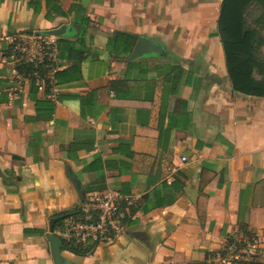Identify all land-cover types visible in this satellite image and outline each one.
Instances as JSON below:
<instances>
[{"label":"crops","instance_id":"obj_1","mask_svg":"<svg viewBox=\"0 0 264 264\" xmlns=\"http://www.w3.org/2000/svg\"><path fill=\"white\" fill-rule=\"evenodd\" d=\"M221 3L0 0V264H54L50 219L107 190L120 195L112 238L54 223L79 245L62 244L72 264H209L240 234L262 255L238 264H264V97L231 87ZM84 18L76 62L66 48ZM63 24L76 27L56 37V71L79 70L46 94L8 53L16 34ZM115 32L137 36L123 57L107 50ZM141 37L160 49L129 60Z\"/></svg>","mask_w":264,"mask_h":264},{"label":"trees","instance_id":"obj_2","mask_svg":"<svg viewBox=\"0 0 264 264\" xmlns=\"http://www.w3.org/2000/svg\"><path fill=\"white\" fill-rule=\"evenodd\" d=\"M253 7L258 9V13L249 21L248 12ZM48 18L51 17L48 16ZM77 22L80 24V31H77L75 37L76 45L69 44L66 50L68 55L74 57V61L79 62L84 57L85 48L83 46H85L86 27L89 20L84 18ZM218 30L232 89L245 95L264 97V61L257 57V51L264 45V0H222L218 17ZM136 38L137 36L133 34L115 32L107 39V50L114 57H123L130 52ZM60 50H63V47H60ZM78 66L79 64L73 63L68 69L56 71L54 73L55 85L61 84L62 78L69 72L79 70ZM16 68L20 73L26 75L35 70L44 75L47 70L45 66L33 67L31 64L17 65ZM255 72L261 77H256ZM30 80L31 84L35 85V78L31 77ZM50 87L48 81L45 80L44 91L46 94H49ZM45 100L47 99L42 101ZM63 216L56 225L61 226L66 218H70L72 221L86 220V214L82 211L81 206L75 212L63 214ZM94 219L96 217L92 215L88 221H94ZM75 243V238H62L64 249L79 253L80 250L77 249L79 245ZM92 243L95 244L96 242ZM88 250L89 246L86 245L81 252L85 253Z\"/></svg>","mask_w":264,"mask_h":264},{"label":"built area","instance_id":"obj_3","mask_svg":"<svg viewBox=\"0 0 264 264\" xmlns=\"http://www.w3.org/2000/svg\"><path fill=\"white\" fill-rule=\"evenodd\" d=\"M8 58L15 66L31 64L33 67L41 65L47 67L44 75L35 70L28 76L35 78V85L39 90L44 89L45 80H47L51 86L50 93L54 91L56 87L54 73L58 59L56 36L44 35L40 32L16 34L12 38ZM183 159L186 158L183 157ZM119 199L120 195L114 190L91 194L81 204V209L86 214V220L71 222L67 226L65 234L67 236L77 234L93 241L112 238L122 229L117 210ZM92 215H95L96 219L88 221ZM261 255L256 241L240 234L229 237L223 249L210 257L209 264L249 263Z\"/></svg>","mask_w":264,"mask_h":264},{"label":"water","instance_id":"obj_4","mask_svg":"<svg viewBox=\"0 0 264 264\" xmlns=\"http://www.w3.org/2000/svg\"><path fill=\"white\" fill-rule=\"evenodd\" d=\"M75 24H63L56 28H51L45 31H42L40 33L44 35H52L56 37H61L67 33V31H70L72 28H75ZM160 49V46L153 42L152 40H149L147 38L141 37L138 39L135 48L132 52V54L129 57V60L142 57L144 55H147L149 53H152L154 51H158ZM58 218H51L49 222V232L46 234V237L50 241V253L53 257L54 264H72L68 260H66L61 253L62 248V240L57 235L51 233L53 230L54 223L57 221Z\"/></svg>","mask_w":264,"mask_h":264},{"label":"rangeland","instance_id":"obj_5","mask_svg":"<svg viewBox=\"0 0 264 264\" xmlns=\"http://www.w3.org/2000/svg\"><path fill=\"white\" fill-rule=\"evenodd\" d=\"M258 13V9L253 7L250 9V11L248 12V20L251 21L255 15ZM264 34V31H263ZM257 57L259 60L264 61V45L257 51ZM255 76L260 78L261 75L258 74L257 72H255Z\"/></svg>","mask_w":264,"mask_h":264}]
</instances>
